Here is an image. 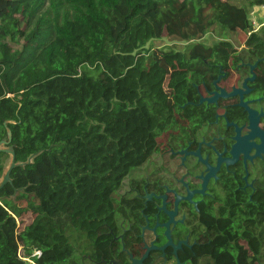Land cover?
I'll list each match as a JSON object with an SVG mask.
<instances>
[{"label":"trees","instance_id":"1","mask_svg":"<svg viewBox=\"0 0 264 264\" xmlns=\"http://www.w3.org/2000/svg\"><path fill=\"white\" fill-rule=\"evenodd\" d=\"M262 4L0 0V140L9 129L19 161L41 151L10 173L12 187H24L17 191L19 204L25 203L18 216L31 211L33 220L21 233L20 255L15 223H2L0 264L49 260L45 253L56 244L72 247L73 231L82 233L90 251L72 247L54 264L100 257L129 264L119 243L109 246L108 235L115 217L124 216L123 181L156 151L174 114L191 108L189 96L202 81L193 67L227 44L206 47L199 40L237 33L248 36V44L264 38V26L258 34L248 18ZM163 38L170 44L151 62L148 45ZM255 206L222 215L188 264H219L225 252L236 264H264V195ZM125 247L136 255L126 241ZM37 249L41 257L32 255Z\"/></svg>","mask_w":264,"mask_h":264},{"label":"flooded vegetation","instance_id":"2","mask_svg":"<svg viewBox=\"0 0 264 264\" xmlns=\"http://www.w3.org/2000/svg\"><path fill=\"white\" fill-rule=\"evenodd\" d=\"M238 34L210 35L211 44L203 41L209 34L199 40L206 47L227 44L193 67L202 81L189 96L191 108L174 114L156 151L123 181L124 216L115 217L108 235L109 246L119 243L129 264V254L141 259L145 252L141 264L190 263L222 215L255 210L264 195V38L248 44V36L240 40ZM9 145L15 149L10 142L0 148ZM0 153L1 179L9 154ZM23 188L12 187L11 177L0 187V227L8 219L15 223L13 216L33 220L31 211L18 216L25 203L16 196ZM14 233L18 244L16 228ZM99 259L90 264H119L116 258Z\"/></svg>","mask_w":264,"mask_h":264},{"label":"rangeland","instance_id":"3","mask_svg":"<svg viewBox=\"0 0 264 264\" xmlns=\"http://www.w3.org/2000/svg\"><path fill=\"white\" fill-rule=\"evenodd\" d=\"M240 37V40L244 39L246 36L242 33L238 34ZM210 35H207L203 41L206 42V44H211L212 42L215 41V38L212 39V37H209ZM209 37L210 41L207 39ZM183 43V42H182ZM182 43H178L183 45ZM167 44H170L169 41L166 38H163L161 40L158 41H152L151 44L148 45V57L150 58V61H154L155 59L159 58L161 53L164 51L162 49H165V46ZM11 45H15L17 46V43L12 42ZM179 45V46H181ZM157 57V58H156ZM134 173V172H132ZM118 195H120V191L118 193ZM31 220V218L27 217L25 219V221H23V223L28 224L29 221ZM70 245L72 247H74V249L78 252H89L90 248H89V243L88 241L84 238V236L82 235V233L78 232V231H73V233L70 235ZM69 247L68 244L66 243H58L55 246L49 248L47 250V252L45 253L46 256H48L49 260H47L46 258L43 259L41 261L40 264H54V262L58 261L59 259H62L63 257H65L70 251L71 248ZM37 252H39V255H36V257H41L42 252L37 249ZM33 256H35V254H32ZM34 264H39L38 260H32ZM219 264H236L234 262V256L231 253H223L219 259H218Z\"/></svg>","mask_w":264,"mask_h":264},{"label":"water","instance_id":"4","mask_svg":"<svg viewBox=\"0 0 264 264\" xmlns=\"http://www.w3.org/2000/svg\"><path fill=\"white\" fill-rule=\"evenodd\" d=\"M202 99H200L201 101ZM211 100V99H208ZM5 124V123H4ZM9 142H11V133L10 130L7 129V138L3 139L0 141V144H8ZM1 152H5L9 154V160L7 163V166L5 167L3 173H2V177L0 179V187L7 181H10V177H9V173L11 171V169H13L14 167H24L28 164H32L34 162V158L41 152L40 150L37 152H34L32 154H30L29 156H27V158L23 161H16L15 160V153H14V149L12 145H9L7 147H1L0 148ZM170 242V241H169ZM168 242V243H169ZM167 243V244H168ZM166 244V245H167ZM180 246V243L174 245V248H177ZM163 248V247H162ZM147 252H145L142 256L141 259H135L132 257L131 254H129V257L131 258V264H141L142 260L144 259V257L146 256Z\"/></svg>","mask_w":264,"mask_h":264},{"label":"built area","instance_id":"5","mask_svg":"<svg viewBox=\"0 0 264 264\" xmlns=\"http://www.w3.org/2000/svg\"><path fill=\"white\" fill-rule=\"evenodd\" d=\"M249 22L252 30L256 31L262 26H264V4L259 5V6H253L250 13H249ZM15 219V226H16V231H17V240H18V254L20 255V249L22 247L21 244V233L23 231V221L20 220L18 217L13 216ZM35 255H39V252L36 250L33 252ZM29 260L28 258H25ZM30 261V260H29Z\"/></svg>","mask_w":264,"mask_h":264}]
</instances>
